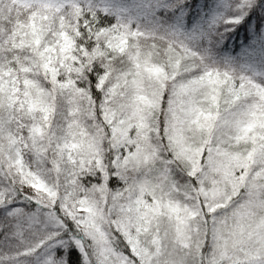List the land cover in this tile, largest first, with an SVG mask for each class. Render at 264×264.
I'll return each mask as SVG.
<instances>
[{"label": "snow or ice", "instance_id": "6c2138e0", "mask_svg": "<svg viewBox=\"0 0 264 264\" xmlns=\"http://www.w3.org/2000/svg\"><path fill=\"white\" fill-rule=\"evenodd\" d=\"M0 264H264V0H0Z\"/></svg>", "mask_w": 264, "mask_h": 264}]
</instances>
